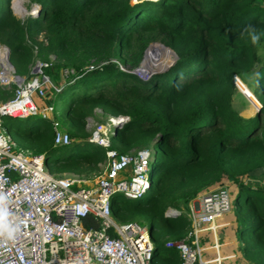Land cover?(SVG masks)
Here are the masks:
<instances>
[{
    "label": "trees",
    "instance_id": "obj_1",
    "mask_svg": "<svg viewBox=\"0 0 264 264\" xmlns=\"http://www.w3.org/2000/svg\"><path fill=\"white\" fill-rule=\"evenodd\" d=\"M11 1L0 0V45L9 49L15 74L23 77L36 60L50 63L43 73L56 85L62 71L74 72L45 102L54 107L72 143L54 147L51 124L39 117L17 126L18 118L4 117L1 127L14 128L17 147L43 155L51 175L90 177L106 158L102 148L87 142V119L96 110L102 113L100 122L127 117L111 137L112 149L127 154L152 144L151 175L159 176L143 199L116 196L112 216L148 228L152 264H181L166 243L187 236L190 203L224 180L237 188L231 210L241 258L264 264V55H259L264 0H28L41 10L23 22L13 15ZM155 43L178 59L164 73L141 81L132 71ZM159 51L147 52L143 64L155 61ZM92 65L101 67L87 72ZM235 77L252 78L260 106L252 118L232 107ZM14 89L0 87V99L13 97ZM169 210L179 215H166ZM82 225L99 229L91 216ZM222 231L216 235L227 233ZM214 237L203 233L200 247L205 251ZM204 251L202 260L208 262Z\"/></svg>",
    "mask_w": 264,
    "mask_h": 264
},
{
    "label": "built area",
    "instance_id": "obj_2",
    "mask_svg": "<svg viewBox=\"0 0 264 264\" xmlns=\"http://www.w3.org/2000/svg\"><path fill=\"white\" fill-rule=\"evenodd\" d=\"M32 9L30 14L37 15L39 6ZM6 48L0 49V87L14 85L15 89L13 97L0 99V264H152L154 245L148 228L135 222L119 223L112 216L116 196L135 201L150 191L152 152L144 148L119 154L112 149L115 126L127 117L109 116L98 124L89 118L87 142L102 148L106 158L100 172L90 177L51 175L44 156L20 150L1 121L4 117H39L50 122L54 147L69 146L72 139L56 119L54 107L37 102L51 92H61L62 87L44 75L50 63L40 60L31 67V74L34 68L36 72L30 79L16 80ZM99 67L92 65L86 71ZM133 73L141 81L151 75L139 69ZM64 74L68 77L74 72L66 70ZM230 210L227 189L203 193L189 205L187 236L167 242L166 247L177 251L181 264H207L202 260L200 237L207 232L215 236L217 221ZM89 216L99 223V229L83 228V220ZM213 248L217 250L218 245Z\"/></svg>",
    "mask_w": 264,
    "mask_h": 264
},
{
    "label": "rangeland",
    "instance_id": "obj_3",
    "mask_svg": "<svg viewBox=\"0 0 264 264\" xmlns=\"http://www.w3.org/2000/svg\"><path fill=\"white\" fill-rule=\"evenodd\" d=\"M151 1H153V0H151ZM154 1H157V0H154ZM132 2L135 3L134 0H132ZM17 3H21L22 4V7L24 8V10L26 12V15H24V16L18 15V12L16 11V8L18 6ZM11 4H12L13 15L17 19L21 20L22 22L25 19H27L28 17H30V16L31 17H37L38 16V15H35L34 16V15H31L30 14L32 12V10H33L32 9V6L33 5L29 4V1L28 0H12L11 1ZM158 44L159 43L151 44V45H153L152 48L153 49L160 48ZM1 48H4V46L3 45H0V49ZM160 49H162V48H160ZM259 55H264V48H262L260 50ZM51 59L53 60V57L52 56H51ZM172 62H173V58H172L171 54L168 53L166 55L165 51L162 49V51H159L158 53H156V55H155V61H153V62L151 61L150 63H146L145 64L146 66H148V69L147 68H144V70L141 69V67L143 68L145 66L144 64L142 66H139L137 69H139L143 73H147L148 72L149 74H151L150 75V78H152L153 75L164 73V70L167 69L166 67L167 66L169 67L172 64ZM160 64L162 66H160ZM137 69H135L134 72ZM65 71H62L61 72L60 82L57 84V85L61 86L62 89L65 86L66 80L69 79L64 74ZM31 76H33V75L31 74V70H30V72H28L26 75H24L23 78H25L26 80H28V79L31 78ZM251 79L252 78H249V79H246V80H243L242 81L239 78H236V80H235L236 89L238 87H239V89H237L236 95L234 96V98L232 100V107L238 112V114L240 116L246 115L247 113L248 114L249 113L251 114L253 112V110H255V107H253V105L251 104V102L254 103V100H253V97H252L253 94H252V87H251V85H252V80ZM239 82H240V84H239ZM50 100H51V96H48L47 95L46 99H43V100L38 101V104L43 107V106H46L45 102L50 101ZM101 119H102V113H101V111L100 110H96L95 111V116L92 117L90 119V121H91L92 124H98V123H101L100 122ZM17 121L18 122H16L15 126H17V125H23V123H24V119H19ZM60 121H61V119H60ZM103 121H105V119H103ZM61 125H62V129L64 131L67 130V127L64 124L61 123ZM5 132L9 136H11L12 139L13 138L15 140L17 139L14 128L10 132L9 131H5ZM145 148L146 149H149L152 152V156L156 152V149L154 148V146L152 144L148 145ZM67 153H68V151L64 152V155L67 154ZM150 170H152V165L151 164H150ZM158 176H159V173L153 172L152 173V179H151L152 182H155V180H157ZM62 177H65V175L62 176ZM244 181L245 182H248V183H252L251 180H247V181L244 180ZM220 188H225V189H227L229 191L230 196H231V206L233 207L232 202H233L234 193L237 191L236 186H234V185H232L230 183H227V181L224 180L222 185L217 184V185L213 186L212 190H216V189H220ZM72 189L75 190L76 187H73ZM169 214H171V213L169 211H167L166 215H169ZM230 234H231V232H227L226 234H219V232H218V235H216V237H214V239L215 238L216 239H228V235H230ZM207 252H208L209 256H213V255L216 256L217 255V250L214 249V248H212L211 250H209Z\"/></svg>",
    "mask_w": 264,
    "mask_h": 264
},
{
    "label": "crops",
    "instance_id": "obj_4",
    "mask_svg": "<svg viewBox=\"0 0 264 264\" xmlns=\"http://www.w3.org/2000/svg\"><path fill=\"white\" fill-rule=\"evenodd\" d=\"M250 110V109H249ZM255 114V112H254ZM255 116V115H253ZM251 117H245L244 115H242L243 118H252ZM69 175V174H67ZM237 191L234 193V195H236ZM192 202H196L192 201ZM234 216L232 213V210L227 213L226 215H224L221 219H219L217 221V229H221L222 228V232L226 231V232H231L230 235H228V239H210L208 241V243L205 245L206 250L204 251L205 254L207 251L211 250V244H215L218 245V249H217V255L216 256H209L208 252V262L207 264H250L245 262L242 258H241V254L238 251L239 245H238V241L236 240V238L234 237ZM227 227V229H226ZM216 237V235H215ZM218 241L220 242V244L218 243ZM213 248V247H212ZM220 249V250H219ZM214 257H218V261L215 262V260L211 261V259H213ZM206 258V257H205Z\"/></svg>",
    "mask_w": 264,
    "mask_h": 264
},
{
    "label": "water",
    "instance_id": "obj_5",
    "mask_svg": "<svg viewBox=\"0 0 264 264\" xmlns=\"http://www.w3.org/2000/svg\"><path fill=\"white\" fill-rule=\"evenodd\" d=\"M11 9H12V4H11ZM40 10H41V8H40V6H39V10H38V12H37V15H39ZM158 45H161L162 47H164L165 49H167L168 51H170L171 54H172L173 62H172V64H171L169 67H168V66L166 67L167 69L164 70V72H165V71H167L169 68H171V67L175 64V62L177 61L178 57H177V55H176L171 49H169L168 47H165V46L162 45V44H158ZM151 46H152V45H149V47H148V48L146 49V51L144 52V56H143V59H142V62H141V65H140V66H142V63H143V61H144V59H145V57H146L147 50H148ZM6 49L8 50V54L10 55V51H9V49H8V48H6ZM9 65H10V67L14 70V68H13L12 64L10 63V61H9ZM256 68H257V64L254 65V69H256ZM35 72H36V68H34L32 74H35ZM14 73H15V71H14ZM15 78H16V80H18V81H19V80H22V77L17 76V75H15ZM234 80H236V78H234ZM237 89H239V87H238ZM252 97L254 98L253 95H252ZM254 99H255V98H254ZM255 101H256V99H255ZM256 102H257V101H256ZM257 103H258V102H257ZM253 104H254V103L252 102V105H253ZM253 106H255V104H254ZM255 107H256V106H255ZM259 111H260V106H259V104H258V107H256L255 115L258 114ZM124 121H125V119H120V120L117 122V124H116V126H115V132H116V130L119 128L120 124L124 123Z\"/></svg>",
    "mask_w": 264,
    "mask_h": 264
},
{
    "label": "bare ground",
    "instance_id": "obj_6",
    "mask_svg": "<svg viewBox=\"0 0 264 264\" xmlns=\"http://www.w3.org/2000/svg\"><path fill=\"white\" fill-rule=\"evenodd\" d=\"M17 8H16V11L18 12V15H20V16H24V15H26V12H25V10H24V8L22 7V4L21 3H17ZM160 48H162V49H165L164 47H162V46H160ZM151 49H153L152 47L151 48H149L148 50H147V52H149ZM167 50V49H166ZM0 54H2L1 53V51H0ZM147 54V53H146ZM145 60V59H144ZM143 63H144V61H143ZM143 63H142V65H143ZM249 100V99H248ZM250 101V100H249ZM256 102V101H255ZM257 103V102H256ZM251 104H252V102H251ZM254 105V104H253ZM257 105H258V103L257 104H255V106L257 107ZM255 106H253V107H255ZM256 107H255V109H256Z\"/></svg>",
    "mask_w": 264,
    "mask_h": 264
}]
</instances>
